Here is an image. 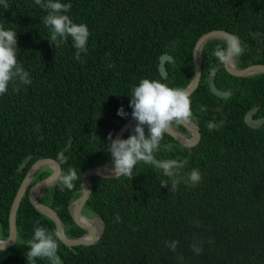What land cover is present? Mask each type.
<instances>
[{
  "label": "trees",
  "instance_id": "16d2710c",
  "mask_svg": "<svg viewBox=\"0 0 264 264\" xmlns=\"http://www.w3.org/2000/svg\"><path fill=\"white\" fill-rule=\"evenodd\" d=\"M213 29L236 35L242 67L264 64V0H0V236L43 157L59 159L63 171L41 201L68 235H84L70 209L84 171L119 162L114 137L135 114L159 113L184 128L178 101L195 72L194 47ZM226 51V40L205 45L209 66L186 102L198 144L140 122L123 136L126 170L92 178L85 210L105 222L97 242L66 245L26 194L18 241L0 249V264H264V123L245 121L254 106L264 115V73L236 77L222 66L216 82L233 94L215 95L208 72ZM165 52L174 57L166 77ZM151 154L171 164L159 167ZM50 173L43 167L32 185Z\"/></svg>",
  "mask_w": 264,
  "mask_h": 264
},
{
  "label": "water",
  "instance_id": "95a60500",
  "mask_svg": "<svg viewBox=\"0 0 264 264\" xmlns=\"http://www.w3.org/2000/svg\"><path fill=\"white\" fill-rule=\"evenodd\" d=\"M223 37L229 41V49H228V58L233 55V48L237 46L236 35L232 32H229L224 29H215L211 30L207 33H204L198 40L195 48H194V58H195V73L188 84L186 89L184 90L182 96L180 97L177 105V115L180 121H185V106L188 97L197 89L200 84L201 77L203 74L202 71V50L204 45L211 40L212 38ZM174 57L169 53H164L160 56L159 70L161 74L166 77L168 74L167 62L172 61ZM228 62V61H227ZM229 64L227 71L232 75L238 77L249 76L258 73H264V64H252L247 67H230ZM208 82L211 88V91L219 97L228 98L231 95L230 90H221L216 84V71L213 70L208 77ZM257 111L256 108L250 109L245 115V121L251 127H259L264 123V116L255 117L254 114ZM143 121H153L162 126L166 131L171 133L175 139L182 143L183 145L188 144L186 140L179 135V132L172 126V124L166 120L163 116L154 113V112H140L138 114L133 115L130 119H128L124 125L117 131L113 141V147L118 157V164L113 168H103L104 166H91L87 170L84 171L82 175V194L81 196L72 202L71 204V212L75 222L83 227L86 230V233L79 237H71L67 234L64 222L57 212L55 208L51 205L44 203L41 201L40 196L41 193L46 190L48 187L53 185L60 177L63 167L59 159L53 157H43L36 160L28 170L25 178L23 179L18 192L13 200L10 209V229L9 234L6 238L0 237V249H8L14 246L17 243L18 239V211L21 206L22 200L26 194H28L30 201L32 204L43 214L47 215L51 219H53L57 226V232L60 239L68 246L74 247L78 245H91L97 242L101 236L104 234L105 230V222L102 217L98 218L102 221V227L98 230L92 228L90 225L83 222V217L85 216L84 207L87 205V202L91 195L92 185L91 181L94 176L101 177H117L121 175L127 167V154L123 149L122 140L125 133L134 125L143 122ZM201 139V132H198V138ZM73 137L68 141V144L61 150L60 155L66 152L72 144ZM151 160L155 165L159 167H167L171 163L165 160L159 159L155 154L150 155ZM27 164V159L23 161V163L19 166V169H23ZM49 167L51 169V173L41 179L40 181L31 185L34 177L37 173L43 168ZM88 218V217H86ZM33 246L46 249V246L43 244H39L36 242H30ZM31 264H40L39 262L32 260ZM58 264H64L62 260H59Z\"/></svg>",
  "mask_w": 264,
  "mask_h": 264
},
{
  "label": "flooded vegetation",
  "instance_id": "af4514ba",
  "mask_svg": "<svg viewBox=\"0 0 264 264\" xmlns=\"http://www.w3.org/2000/svg\"><path fill=\"white\" fill-rule=\"evenodd\" d=\"M236 41H237V37H236ZM228 49H229V41L227 40V51H226V55H225V57L223 59L224 60L223 63L221 65L217 64L215 67H212L210 69V71L208 72V77H209V75L211 74V72L213 70H215L216 74H217L222 66H224L226 69L228 68V66L230 64L229 61H228V58H227ZM240 61H241V55H239V52H238V42H237V46L235 47V49L233 48V55H232L233 66L232 65L231 66L232 67H242L240 65ZM250 65H252V64H250ZM250 65H248V66H250ZM208 66L209 65H205L204 53H203V56H202V71H204L205 69L207 70ZM245 67H247V66H245ZM258 74H261V73H258ZM253 75H257V74H253ZM253 75H249V76H253ZM216 84H217V86L220 89H222V90H230L231 94L233 93L232 87L227 86L226 84H218L217 82H216ZM252 108H256L257 109V111L254 114V116L257 117L256 114L259 112V107L258 106H254ZM258 117H261V116H258ZM171 124L179 132V135L186 140V143H188V144L183 145L182 143H180V142H178L176 140L178 144L186 146V147H192V146H195L196 144H198L200 142L201 139L199 140L197 138H198V132H201V130H200V127H199L198 123L195 120L192 119V121H188V122H185V123L182 122L181 124L183 125L184 128L174 124L173 122H171ZM85 209H86V206L84 207V213L86 212Z\"/></svg>",
  "mask_w": 264,
  "mask_h": 264
},
{
  "label": "clouds",
  "instance_id": "9594fccd",
  "mask_svg": "<svg viewBox=\"0 0 264 264\" xmlns=\"http://www.w3.org/2000/svg\"><path fill=\"white\" fill-rule=\"evenodd\" d=\"M213 30H215V29H213ZM224 30H226V29H224ZM227 31H229V30H227ZM229 32H231V31H229ZM206 33H207V32H206ZM232 33H233V32H232ZM233 34H234V33H233ZM202 35H203V34H202ZM202 35H201V36H202ZM234 35H235V34H234ZM201 36H200V37H201ZM200 37H199V38H200ZM212 39H222V40H226V41H227V39H226V38H223V37H216V38H212ZM212 39H211V40H212ZM198 40H199V39H198ZM209 41H210V40H209ZM209 41H208V42H209ZM197 42H198V41H197ZM208 42H207V43H208ZM207 43H206V44H207ZM196 44H197V43H196ZM206 44H205V45H206ZM205 45H204L203 50H202V56H203V53H204ZM195 46H196V45H195ZM194 48H195V47H194ZM165 53H167V52H165ZM163 54H164V53H163ZM171 55H172V54H171ZM172 56H173V55H172ZM193 56H194V53H193ZM227 58H228V56H227ZM173 60H174V59H173ZM173 60H172V61H173ZM228 61H229L230 65L233 66L232 55H231V57L228 58ZM194 64H195V58H194ZM226 70H227V69H226ZM194 73H195V72H194ZM229 73H230V72H229ZM193 76H194V75H193ZM216 76H217V74H216ZM236 77H238V76H236ZM192 78H193V77H192ZM201 78H202V77H201ZM191 80H192V79H191ZM190 82H191V81H190ZM190 82H189V83H190ZM200 82H201V81H200ZM199 85H200V84H199ZM198 87H199V86H198ZM198 87H197V88H198ZM185 89H186V88H185ZM196 90H197V89H196ZM196 90H195V91H196ZM221 90H222V89H221ZM232 94H233V93H232ZM232 94H231V95H232ZM215 95H216V94H215ZM231 95H230V96H231ZM189 97H190V96H189ZM189 97H188V98H189ZM187 100H188V99H187ZM186 102H187V101H186ZM185 111H186V106H185ZM248 111H249V110H248ZM248 111H247V112H248ZM146 112H148V111H146ZM150 112H151V111H150ZM154 113H155V112H154ZM157 114H159V113H157ZM159 115H160V114H159ZM185 115H186V116H185V121H186V122H188V121H192V118L188 115L187 111H186V114H185ZM245 115H246V114H245ZM161 116H162V115H161ZM163 117H164V116H163ZM177 117H178V115H177ZM164 118H165V117H164ZM166 120L169 121L170 123L172 122V121L168 120L167 118H166ZM178 120H179V118H178ZM179 121H180V120H179ZM143 122H145V121H143ZM152 122H153V121H152ZM180 122L182 123V121H180ZM157 124H158V123H157ZM161 127H162V126H161ZM162 128H163V127H162ZM163 129H164V128H163ZM200 130H201V129H200ZM167 132H168V131H167ZM201 137H202V132H201ZM117 164H118V163H117ZM117 164H116V165H117ZM116 165H113L112 167H114V166H116ZM101 166H104L103 168H107V167H108L107 165H101ZM34 178H35V177H34ZM31 185H32V183H31ZM43 192H44V191H43ZM43 192H42V193H43ZM42 193H41V195H42ZM80 196H81V194H80L77 198H75L73 201H75L76 199H78ZM73 201H72V202H73ZM71 204H72V203H71ZM70 209H71V206H70ZM86 216H87V215H86ZM96 216H97V215H96ZM87 217H88V216H87ZM7 236H8V235H7ZM0 237H1V238H6V237H2V236H0ZM17 241H18V240H17Z\"/></svg>",
  "mask_w": 264,
  "mask_h": 264
},
{
  "label": "bare ground",
  "instance_id": "6f19581e",
  "mask_svg": "<svg viewBox=\"0 0 264 264\" xmlns=\"http://www.w3.org/2000/svg\"><path fill=\"white\" fill-rule=\"evenodd\" d=\"M83 222L90 225L92 228L96 227V229L98 230L102 227V221L97 217H93V218L83 217Z\"/></svg>",
  "mask_w": 264,
  "mask_h": 264
},
{
  "label": "rangeland",
  "instance_id": "374dc122",
  "mask_svg": "<svg viewBox=\"0 0 264 264\" xmlns=\"http://www.w3.org/2000/svg\"><path fill=\"white\" fill-rule=\"evenodd\" d=\"M107 168H113L112 166H108ZM89 213H91L90 211L89 212H85V216L87 215L88 217H90V218H93V217H97L98 218V216H93L92 214H89ZM86 216V217H87Z\"/></svg>",
  "mask_w": 264,
  "mask_h": 264
}]
</instances>
